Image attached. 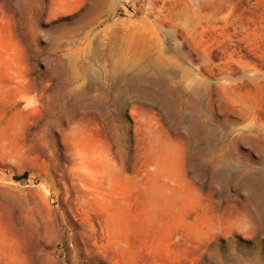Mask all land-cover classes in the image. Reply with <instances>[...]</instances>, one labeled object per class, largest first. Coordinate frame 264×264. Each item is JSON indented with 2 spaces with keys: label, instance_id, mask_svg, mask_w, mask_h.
<instances>
[{
  "label": "rangeland",
  "instance_id": "rangeland-1",
  "mask_svg": "<svg viewBox=\"0 0 264 264\" xmlns=\"http://www.w3.org/2000/svg\"><path fill=\"white\" fill-rule=\"evenodd\" d=\"M0 264H264V0H0Z\"/></svg>",
  "mask_w": 264,
  "mask_h": 264
},
{
  "label": "bare ground",
  "instance_id": "bare-ground-1",
  "mask_svg": "<svg viewBox=\"0 0 264 264\" xmlns=\"http://www.w3.org/2000/svg\"><path fill=\"white\" fill-rule=\"evenodd\" d=\"M153 64L156 65V67H157V66H159L161 64V62L156 59ZM237 230L239 232H241L242 229L239 227V228H237ZM245 246H246V244H244V245L243 244L237 245V248H238L237 250L238 251H241V252H244ZM234 248L236 249V247H234L233 244H228L227 247L226 246L223 247L222 249L226 253H225V257L222 255V258L225 259V260H227V261H233L235 259L236 255H238V253L235 254Z\"/></svg>",
  "mask_w": 264,
  "mask_h": 264
}]
</instances>
